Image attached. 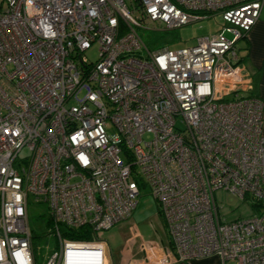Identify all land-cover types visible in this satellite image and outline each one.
Listing matches in <instances>:
<instances>
[{
  "label": "built area",
  "instance_id": "2783aa9c",
  "mask_svg": "<svg viewBox=\"0 0 264 264\" xmlns=\"http://www.w3.org/2000/svg\"><path fill=\"white\" fill-rule=\"evenodd\" d=\"M263 4L0 0V264H36L30 198L55 242L43 264H113L102 234L131 217L140 186L179 261L264 264V102L237 46ZM215 13L222 27L185 47L151 51L138 32ZM218 189L254 213L222 218Z\"/></svg>",
  "mask_w": 264,
  "mask_h": 264
},
{
  "label": "rangeland",
  "instance_id": "374dc122",
  "mask_svg": "<svg viewBox=\"0 0 264 264\" xmlns=\"http://www.w3.org/2000/svg\"><path fill=\"white\" fill-rule=\"evenodd\" d=\"M223 24L224 20L222 19V15L220 13H215L214 15L206 17L202 20L170 30L165 29L164 26L153 25L150 26L149 29H140L138 32L147 48L151 51H156L163 47L180 48L193 44L198 37L216 32ZM237 46L239 48V53H241L243 39L237 42ZM96 49L97 45H93L90 50L85 52V56L89 61L93 62L96 60ZM106 130L112 141H119L120 136L116 127L112 123H107ZM150 137V134L145 135L146 139H149ZM25 155H27V151L23 150L20 153V157L23 158ZM122 158L125 159L124 156H122ZM214 198L219 206L220 216L222 218L224 217L227 221L248 217L254 213L249 203L237 194L223 189H218L214 192ZM28 218L30 228L35 236V243L38 246V264H43L55 246L54 240L49 235L50 223L48 209L44 204L35 203L30 198L28 203ZM130 220L132 222H144L150 220L160 227L163 226L161 215L159 214L158 202L150 193L149 187L140 186L139 195L137 197V206ZM114 228L122 232V228H124V226L119 225ZM163 230V228H160L157 231V234L161 233L165 235ZM124 236L135 238L137 235H130V233H128ZM143 239V237L137 236L138 243H144L143 249L145 251L147 249L156 248L153 244H151V241H145ZM160 244L161 242L159 245ZM142 254H144V252H142Z\"/></svg>",
  "mask_w": 264,
  "mask_h": 264
},
{
  "label": "crops",
  "instance_id": "0c3cea01",
  "mask_svg": "<svg viewBox=\"0 0 264 264\" xmlns=\"http://www.w3.org/2000/svg\"><path fill=\"white\" fill-rule=\"evenodd\" d=\"M240 54L242 56L241 63L250 72L251 94L259 97L264 102V4L258 20L243 38ZM133 214L128 220L115 225L116 227L119 225L124 226L122 232L118 229L117 231L114 226L102 234L103 239L107 243V254L113 264H238L234 259L223 260L217 255L188 262L179 261L173 254L172 245L162 216L161 221L163 226L160 227L150 220L132 222L130 219ZM160 228L164 229L165 235L161 233L157 234ZM128 233L130 235L136 234L137 236H141L145 241H151V244L156 248L145 251L143 249L144 243H138L137 236L135 238L124 236ZM160 242L161 244L159 245Z\"/></svg>",
  "mask_w": 264,
  "mask_h": 264
},
{
  "label": "trees",
  "instance_id": "16d2710c",
  "mask_svg": "<svg viewBox=\"0 0 264 264\" xmlns=\"http://www.w3.org/2000/svg\"><path fill=\"white\" fill-rule=\"evenodd\" d=\"M239 58H240V61H241V59H242V56H241V54L239 55ZM244 65V64H243ZM244 67L247 69V67L244 65ZM66 236H70V237H82L81 235H79V234H76V233H68V232H66V233H64ZM33 239H32V244H33V250H34V255H35V262H36V264H38V257H37V255H38V246L36 245V243H35V236L33 235V237H32Z\"/></svg>",
  "mask_w": 264,
  "mask_h": 264
}]
</instances>
